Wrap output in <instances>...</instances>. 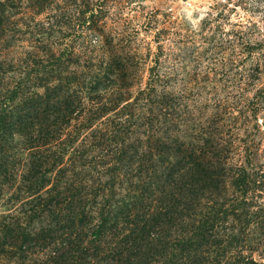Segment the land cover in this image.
Wrapping results in <instances>:
<instances>
[{
    "label": "rangeland",
    "instance_id": "obj_1",
    "mask_svg": "<svg viewBox=\"0 0 264 264\" xmlns=\"http://www.w3.org/2000/svg\"><path fill=\"white\" fill-rule=\"evenodd\" d=\"M7 16L8 22H0V116L12 111L4 102L13 90L20 93L13 100L20 112L23 98L60 84L72 94L83 90L76 123L83 129L75 137V122L64 132H52L51 124L45 128L38 97L32 103L37 107L22 111L34 120L29 127L33 135L7 129L6 152L0 149V264L14 262L9 250L15 242L21 245L11 237L25 226L17 224L20 218L35 217L30 229L55 227L58 194L81 182L69 164L78 168L87 158L83 154L73 162L74 148L91 152L87 148L102 135L100 120L93 127L84 125L92 115L90 105L113 100L116 90L129 96L119 109L130 101L127 111L150 118L138 132L150 129L152 118L158 141L163 136L174 148L175 138L196 140L224 167L228 199L220 198L224 206L213 232L220 237L202 251L203 264H264V0H23ZM113 62L120 67L118 79L107 87L94 75L111 70ZM92 85L102 89L91 100ZM151 87L157 97L165 96V117H158L156 103L140 102V91ZM103 94L108 98L102 99ZM127 192L123 185L122 194ZM106 193L103 187L99 200ZM44 196L49 205L43 210ZM140 201L136 207L128 201L120 207L127 208L124 213H115L119 227L129 221L125 228L113 229L122 234L120 244L111 240V229L101 239L91 240L88 234L89 253L98 254L93 264L182 262L171 257L173 239L182 238V222L171 229L168 214L155 212L157 200L148 193ZM146 206L156 214H147ZM154 221L160 223L153 226ZM72 234L74 240L82 231L76 226ZM111 247L117 248L119 262L106 259ZM75 248L62 247L61 253H70L66 263L61 254L58 261L45 258L41 264H69L71 254L78 253Z\"/></svg>",
    "mask_w": 264,
    "mask_h": 264
},
{
    "label": "trees",
    "instance_id": "obj_2",
    "mask_svg": "<svg viewBox=\"0 0 264 264\" xmlns=\"http://www.w3.org/2000/svg\"><path fill=\"white\" fill-rule=\"evenodd\" d=\"M22 1L0 0V22H8V10L19 8ZM111 67L113 68L107 72H97L94 75L97 80L105 81L107 87L110 83H117L118 79L117 70L120 67H116L114 62ZM76 82V78L74 81L70 80L72 84ZM72 84L69 87H72ZM101 89V86L94 87L92 85L88 95L89 99L97 98ZM73 92L74 94L72 91L62 89L60 84L48 86L42 93L34 92L36 96L31 95V98H23L21 101L23 106L20 112H17L18 109L14 106L13 100H16L20 93L18 90H13L12 95L7 97L4 102H9L7 106L11 107L12 111L7 109V114L0 116L1 152H6L4 142L8 141L9 137H4V135L11 134L7 132L9 127L12 126L16 130V135L18 132L29 136L33 135V130H30L29 127H33L34 120L31 121L29 112L25 114L22 111L26 109L30 111L33 107H37L36 104L32 105L36 97L42 98L37 111L42 113L43 122L41 123L46 125L45 128L51 124L52 132H64L75 122V129L71 130V135L74 131V136L79 137L83 126L79 124L77 127L76 125L81 112V106L77 100L81 103L83 90L75 89ZM140 92V102L143 105H149L151 102L156 103L157 115H160L158 117H165L164 109L167 107V103L164 94H159L157 97L156 91L152 87L147 91ZM113 93V100L94 101L90 105L89 111L91 110L92 115L89 114L88 121L84 125L90 127L96 120H100L102 135L87 148L92 150L91 152L83 153L84 150H79V147L74 148L73 162L81 159L83 154L87 155V158L78 168L75 163L69 164L71 169L77 172L71 173V175L75 180L78 179L81 182L63 187V191L58 194L54 204L55 209L52 211L57 217L53 220L55 227L48 228L45 230L46 232L41 229H30L27 225L30 226L29 222L35 217L23 216L20 218L17 224H25V226L23 230L11 236L16 238V241L20 239L21 243L19 246L15 242L9 250V255L14 260L12 264H41V260L45 263V258L58 261L61 254L67 256L66 263L70 259V253L68 250L61 253L65 244L76 245L75 250L78 252L75 256L71 254L69 264H93V259L98 257V254L89 253L87 245L91 241L86 243L88 234H91V240H96L101 239L108 229L125 228L129 221L124 222V227H119L118 215L115 213H124L127 208L120 207H126L128 201H132L136 207L140 200L148 197V193L151 198H154V201L157 200L159 203L155 208L157 215L165 212L168 214L166 221L171 229L179 223V220L182 222V230L179 234L182 235V238L181 240L173 239L177 240V243H174L175 250H171L173 259L182 258V262H177V264H203L202 258L205 259L201 254L202 251L205 247L209 248L214 244V239H219L220 234L213 232L224 206V202H221L220 198H228L223 193L225 174L221 173V169L224 167L218 164V156L215 153L200 150L196 140L182 143L179 142V138H175L173 142L175 141L177 146L174 148L164 141L163 136L159 138L162 140L158 141L153 134L152 118V129L138 132V129L150 118L145 114L138 115L134 111H127V107L131 105L130 101L125 102L126 104H123L119 109L120 104L129 96L122 90H116ZM106 98H108V94H103L102 99ZM133 133L136 135L134 136ZM27 145L31 146L28 143ZM89 153L92 154L90 160ZM63 170L65 171L64 166ZM135 181L140 184L134 183ZM123 185L128 187L129 192L122 194ZM103 187L107 191V197H101L99 200L100 190H103ZM29 191L26 190V192ZM121 194L122 196H118ZM42 199V209L44 210L49 205L48 198L44 196ZM146 207L147 214L154 213L150 206ZM158 223L160 222L154 221L153 226ZM76 226L78 230L82 231V234L72 240V231L76 229ZM149 231L151 228L148 229V233ZM112 233L111 240L120 244L118 239L122 234H118L117 230H113ZM115 249L117 250V248ZM115 249L111 247L110 251H105L106 259L110 263H114L116 260L119 262L121 259V256L114 251ZM131 256L132 254L128 253V261ZM63 258L65 256L60 259ZM169 264L176 263L169 261Z\"/></svg>",
    "mask_w": 264,
    "mask_h": 264
}]
</instances>
